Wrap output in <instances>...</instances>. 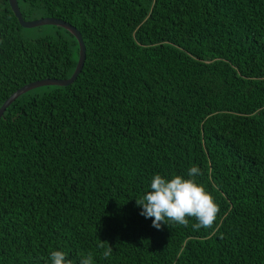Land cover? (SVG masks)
<instances>
[{
    "label": "trees",
    "instance_id": "1",
    "mask_svg": "<svg viewBox=\"0 0 264 264\" xmlns=\"http://www.w3.org/2000/svg\"><path fill=\"white\" fill-rule=\"evenodd\" d=\"M18 3L26 20L76 27L85 60L0 118V264H50L53 250L73 264H264V0ZM50 27L25 36L0 0V106L73 73L78 42ZM192 166L216 221L157 230L136 199Z\"/></svg>",
    "mask_w": 264,
    "mask_h": 264
},
{
    "label": "clouds",
    "instance_id": "2",
    "mask_svg": "<svg viewBox=\"0 0 264 264\" xmlns=\"http://www.w3.org/2000/svg\"><path fill=\"white\" fill-rule=\"evenodd\" d=\"M201 175L200 169L192 166L187 171L189 178L174 175L170 179L155 174L150 181L149 188L136 204L141 208L140 215L151 218L152 226L159 230L162 224H176L187 227L189 219L196 222L192 224L193 230L211 228L219 213V205L215 203L212 195L206 191L203 185L198 184L196 176ZM103 248L102 257L107 259L113 249L105 242L98 244ZM48 260L50 264H73L67 259L63 251L53 250ZM79 264H93V253L81 256Z\"/></svg>",
    "mask_w": 264,
    "mask_h": 264
},
{
    "label": "water",
    "instance_id": "3",
    "mask_svg": "<svg viewBox=\"0 0 264 264\" xmlns=\"http://www.w3.org/2000/svg\"><path fill=\"white\" fill-rule=\"evenodd\" d=\"M10 9L12 10L14 16L16 17L19 25L23 28H33L37 26H43V25H53V26H58L61 27L65 30H67L69 33H71L77 40L78 42V59L76 62L75 69L73 73L71 74L70 77L65 78V79H55V78H45V79H40L36 81H32L30 83H27L18 89H16L13 93H11L7 99L1 104L0 106V118L2 117L4 111L7 109V107L20 95L24 94L27 91L43 87V86H66L71 84L77 77V75L80 73L83 63L85 60V45L82 39V36L80 32L77 30L76 27L71 25L70 23L61 20L59 18L55 17H39L36 19H31V20H26L23 18L18 1L17 0H7Z\"/></svg>",
    "mask_w": 264,
    "mask_h": 264
},
{
    "label": "rangeland",
    "instance_id": "4",
    "mask_svg": "<svg viewBox=\"0 0 264 264\" xmlns=\"http://www.w3.org/2000/svg\"><path fill=\"white\" fill-rule=\"evenodd\" d=\"M55 29L50 25L37 26L33 28H25L23 34L30 38L40 37L46 34H52ZM46 90L44 87H40L39 91Z\"/></svg>",
    "mask_w": 264,
    "mask_h": 264
},
{
    "label": "flooded vegetation",
    "instance_id": "5",
    "mask_svg": "<svg viewBox=\"0 0 264 264\" xmlns=\"http://www.w3.org/2000/svg\"><path fill=\"white\" fill-rule=\"evenodd\" d=\"M18 1V0H17ZM18 5H19V3H18Z\"/></svg>",
    "mask_w": 264,
    "mask_h": 264
}]
</instances>
